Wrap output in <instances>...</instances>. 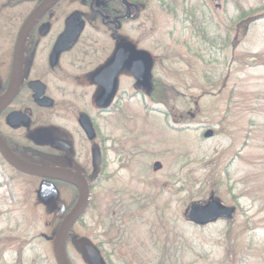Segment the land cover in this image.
<instances>
[{"label":"rangeland","instance_id":"374dc122","mask_svg":"<svg viewBox=\"0 0 264 264\" xmlns=\"http://www.w3.org/2000/svg\"><path fill=\"white\" fill-rule=\"evenodd\" d=\"M141 5L114 37L147 56L149 85L138 93L127 64L111 113L95 119L111 138L107 168L73 237L104 264H264V0ZM79 48L89 77L115 43L97 20ZM89 88L65 89L87 110L100 94ZM38 184L0 162V264H57L54 214L38 204ZM210 193L235 208L233 220L186 223V207ZM65 251L70 264H86L71 240Z\"/></svg>","mask_w":264,"mask_h":264},{"label":"flooded vegetation","instance_id":"af4514ba","mask_svg":"<svg viewBox=\"0 0 264 264\" xmlns=\"http://www.w3.org/2000/svg\"><path fill=\"white\" fill-rule=\"evenodd\" d=\"M45 1L0 0V146L23 164L78 175L85 180L87 207L76 220L74 228L91 207L93 190L107 168L106 144L111 142V138L100 135L95 119L111 113L108 106L113 95L105 106L96 105L104 88L93 80V75L105 63L91 76L81 75L77 57L80 41L87 25L98 20L110 33L116 47L121 42L114 34L116 36L122 25L131 19L130 8L133 3L131 0H106L105 4L100 0H56L34 17ZM132 1L142 3V0ZM139 13H133L132 19L138 17ZM71 17L73 19L69 21ZM81 20L84 24L82 32L66 48L68 37L63 36L68 30L70 33L67 34L74 35ZM61 39L66 40L60 42ZM123 71L116 79L115 89ZM149 76L148 73L145 90L149 85ZM17 82V92L8 99L7 94L11 92L9 88L13 84L16 86ZM89 85L100 90L92 106L94 116H91L90 107L87 110L77 108L75 103L79 101L75 99L76 95L65 89L68 86L90 89ZM145 90L137 92L143 93ZM13 114L17 115L11 117ZM83 116L86 117L84 125H90L91 135H87L80 125ZM41 129L47 130L46 136L51 140L61 142L64 146H54L49 140L37 143L29 138L32 132ZM41 136L43 139L45 133ZM0 162L17 175L38 181V187L42 182L40 178L24 175L9 166L1 151ZM50 182L57 191V201L65 207L64 216H67L76 206L79 192L67 182ZM38 204L55 215V206L43 204L39 200ZM54 219L53 223H47L51 224L52 230H56L62 222L55 216ZM76 240L79 239L76 237L74 243Z\"/></svg>","mask_w":264,"mask_h":264},{"label":"water","instance_id":"95a60500","mask_svg":"<svg viewBox=\"0 0 264 264\" xmlns=\"http://www.w3.org/2000/svg\"><path fill=\"white\" fill-rule=\"evenodd\" d=\"M55 1L56 0H46L36 11L34 17H37L38 14H40L45 9V7L51 5ZM75 17L78 19V16ZM72 19L73 17H71L69 21H72ZM83 26L84 24L81 20L79 27H77L75 30L74 35L67 34L69 30L66 32L67 35L65 34L63 36V38L68 37V45L66 48H69L74 43L75 38L82 32ZM64 40L66 39H61L60 42ZM127 64H129L128 66L130 71L137 77V90L144 91L146 89L149 70V60L147 56L142 53H134L128 45L125 43H119L115 47L112 58L101 68H99L93 75V80L104 88L103 94L96 100V105L98 107H103L107 104L108 99L114 92L116 79ZM17 65H19L18 59ZM13 85H11V88H9L11 92L7 94L8 99L17 92L18 82L16 83V86L15 84ZM16 115L17 114H13L11 117H15ZM85 119L86 117H81L80 125L87 135H91L92 130L90 125H84ZM42 133H45V137L43 139H41ZM47 133V130L44 129L37 130L32 132L29 138L37 143L46 142L45 140H49L54 144V146H64V144L61 142L51 140L49 137H47ZM205 136L207 137L208 133ZM0 151L9 166L24 175L37 177L42 180L37 191V199L43 204L55 206V217L59 220H62L53 238V253L57 264H70L65 252V245L76 220L80 218L87 207V185L85 180L78 175H70L57 170H47L23 164L14 158L12 154H10L3 146H0ZM160 167L161 166L159 163H155L153 165V169L155 171L159 170ZM51 180L67 182L74 186L79 192L78 202L67 216H64V205L57 201L58 194L54 185L52 182H50ZM234 215L235 208L222 204L213 193L209 194L207 201L205 202L197 201L190 203L183 214L184 219L189 224L196 227H205L220 220L232 221ZM75 247L82 255L86 264H104L98 258L96 249L86 241L77 240L75 242Z\"/></svg>","mask_w":264,"mask_h":264},{"label":"trees","instance_id":"16d2710c","mask_svg":"<svg viewBox=\"0 0 264 264\" xmlns=\"http://www.w3.org/2000/svg\"><path fill=\"white\" fill-rule=\"evenodd\" d=\"M100 2L102 3V4H105L106 3V0H100ZM133 3V4H132ZM131 4H132V7L130 8L131 9V13L133 14H136L138 11H140L141 9H142V5L140 4V3H138L137 1H135V2H133L132 0H131ZM103 6H105V5H103ZM104 11H105V9H103ZM249 22H247V23H239V24H237V28L239 29V31H240V29H242V32H243V34H245V30H246V24H248ZM114 33V32H113ZM121 41V40H120ZM166 92H174V91H176L175 90V88H170V89H166L165 90ZM172 94V93H171ZM170 94V95H171ZM173 96V95H172Z\"/></svg>","mask_w":264,"mask_h":264}]
</instances>
